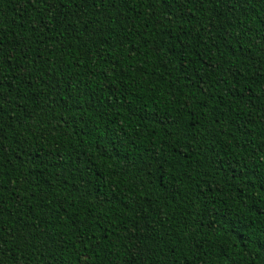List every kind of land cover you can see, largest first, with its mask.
<instances>
[{
  "label": "trees",
  "instance_id": "obj_1",
  "mask_svg": "<svg viewBox=\"0 0 264 264\" xmlns=\"http://www.w3.org/2000/svg\"><path fill=\"white\" fill-rule=\"evenodd\" d=\"M0 48V264H264V0H0Z\"/></svg>",
  "mask_w": 264,
  "mask_h": 264
},
{
  "label": "snow or ice",
  "instance_id": "obj_2",
  "mask_svg": "<svg viewBox=\"0 0 264 264\" xmlns=\"http://www.w3.org/2000/svg\"><path fill=\"white\" fill-rule=\"evenodd\" d=\"M28 2H31V0H28ZM118 2L122 5L124 3L127 2V0H118ZM184 2L186 3H191V4H200L202 7L205 6V0H184ZM231 2L233 4H235L237 2V0H231ZM45 3L50 6V7H57V6H63L64 4V0H51V3L49 4L48 0H45ZM162 4H166L167 0H161ZM211 23V22H210ZM41 27H44L43 25ZM209 30H211V28H209ZM3 49L0 48V52H2ZM3 85L0 84V88H2ZM2 101H3V97L2 95H0V110H2Z\"/></svg>",
  "mask_w": 264,
  "mask_h": 264
}]
</instances>
